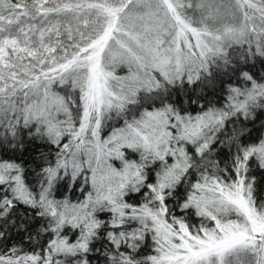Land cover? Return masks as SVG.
<instances>
[{"label":"snow or ice","instance_id":"6c2138e0","mask_svg":"<svg viewBox=\"0 0 264 264\" xmlns=\"http://www.w3.org/2000/svg\"><path fill=\"white\" fill-rule=\"evenodd\" d=\"M257 58L264 0H0V146L54 149L38 169L0 159V240L35 241L0 264H264V139L227 132L264 110ZM224 76L222 105L184 107ZM65 178L83 199L57 197Z\"/></svg>","mask_w":264,"mask_h":264},{"label":"trees","instance_id":"16d2710c","mask_svg":"<svg viewBox=\"0 0 264 264\" xmlns=\"http://www.w3.org/2000/svg\"><path fill=\"white\" fill-rule=\"evenodd\" d=\"M247 70L251 71L255 77L259 80L261 77H264V61H261L259 58L256 59L255 64H250ZM126 70L122 68L117 69V74H124ZM223 80V85L221 83ZM233 83H236L235 77H233ZM228 87V77L224 76L222 78H215L212 81L211 86H203L198 90L197 94L192 96V100L196 101L198 96H204L206 99H200L198 103H190L188 97L181 93L183 97V105L189 111L195 114L196 112L201 111L199 105H206L207 103H212L217 106H220L224 103V97L226 96V89ZM122 121H116L109 126H106L103 135L107 136L113 127H121ZM233 127L242 129L243 134L241 135V141L243 143H256L260 139H264V110L257 109L254 113V118L248 120H237L234 124L229 125L227 132L231 134ZM54 152L50 146L45 144H40L33 142L31 140L25 139L23 149L9 150L3 146H0V159H12L17 160L18 162H23L27 169H38L45 160L44 157L47 156L48 159H51V153ZM43 154V155H41ZM130 158L136 159L137 156L129 154ZM218 161H221V167L224 164H227L231 160V151L224 148H218L216 153L212 157ZM116 166L119 167V163H116ZM250 176L255 177V197L257 201H264V169H261L255 161L250 165ZM68 179L65 178L58 184L57 197L59 198L63 194H68L71 196L72 200L83 199V194L77 191L79 187V181H77V188L68 189ZM87 190V189H86ZM141 199L139 195H133L130 202H137ZM25 209L21 208L18 210L16 216L17 218L25 213ZM176 215H181L180 212H177ZM19 223V220L17 221ZM190 223L197 224L199 223L198 219L195 217H190ZM40 221H32L29 227V233L34 234L35 229ZM5 231L8 232V239L0 240V253L5 252L12 246H18L23 248L25 251H30L33 247V243H29L27 235L24 231L17 229H12L11 227H6ZM47 239V237H42ZM100 247V244L96 245ZM141 256L150 255L152 253L151 241H148L147 244L140 249ZM92 264H105L103 258H97L95 255L90 257Z\"/></svg>","mask_w":264,"mask_h":264}]
</instances>
